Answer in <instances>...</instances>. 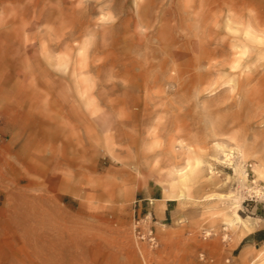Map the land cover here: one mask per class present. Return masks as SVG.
<instances>
[{"label": "rangeland", "instance_id": "374dc122", "mask_svg": "<svg viewBox=\"0 0 264 264\" xmlns=\"http://www.w3.org/2000/svg\"><path fill=\"white\" fill-rule=\"evenodd\" d=\"M0 264H264V0H0Z\"/></svg>", "mask_w": 264, "mask_h": 264}, {"label": "built area", "instance_id": "2783aa9c", "mask_svg": "<svg viewBox=\"0 0 264 264\" xmlns=\"http://www.w3.org/2000/svg\"><path fill=\"white\" fill-rule=\"evenodd\" d=\"M137 237L140 240L147 241L151 246L156 245V238L153 236L152 231L149 230L146 234L141 233L140 231L137 232Z\"/></svg>", "mask_w": 264, "mask_h": 264}]
</instances>
